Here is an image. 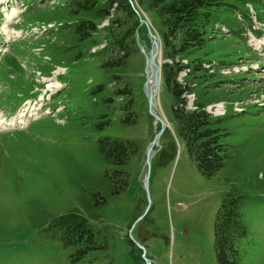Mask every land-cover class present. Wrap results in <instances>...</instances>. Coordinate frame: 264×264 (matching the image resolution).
Wrapping results in <instances>:
<instances>
[{
    "label": "rangeland",
    "instance_id": "1",
    "mask_svg": "<svg viewBox=\"0 0 264 264\" xmlns=\"http://www.w3.org/2000/svg\"><path fill=\"white\" fill-rule=\"evenodd\" d=\"M4 1L0 0V264H217L213 226L229 181L249 194L243 208L249 236L242 264H264V189L249 183L259 182L253 172H264V0H234L235 7L215 17V41L197 54L211 60V65L202 66L219 76L216 87L231 91L230 99L212 103L206 111L216 117L239 115L228 122V142L245 155L243 162L233 160L218 176L205 178L163 118L171 136H160L146 166L156 123L143 91L144 54L151 42L142 25L139 53L129 60V73L122 77L132 89L137 124L122 127L118 117L125 111L119 107L126 99L119 97L111 102L110 125L104 126L105 134L137 141L141 152L130 162L127 189L97 210L96 218L80 210V197H88V187L70 161L95 174L107 169L89 159L96 139V134L89 136V117L99 111L91 105V91L98 85L113 89L100 69L108 58L100 53L106 46L107 18L97 23L98 32L83 45L80 59L68 62L67 56L55 55L71 50L53 38L67 22H51L55 17H48L67 1ZM140 13L156 24L153 14ZM186 74L181 73L179 81ZM159 89L155 104L163 117L165 96L162 86ZM184 97L187 109L194 110V95ZM59 216L74 223L87 220L86 226L97 233L98 246L107 247L77 260V249L61 238Z\"/></svg>",
    "mask_w": 264,
    "mask_h": 264
},
{
    "label": "trees",
    "instance_id": "2",
    "mask_svg": "<svg viewBox=\"0 0 264 264\" xmlns=\"http://www.w3.org/2000/svg\"><path fill=\"white\" fill-rule=\"evenodd\" d=\"M65 1L66 6L53 8L54 11L49 12L48 17L56 18L49 21L67 22L62 33L55 34L53 38L57 44L68 47L71 52L55 57L67 56L68 62L80 59L83 45L90 42L89 39L98 32L97 23L108 19V25L104 28L106 46L100 51L102 57L107 54L108 58L100 63V69L108 75V83L112 84L113 89L107 90L105 85L103 88L98 85L93 93L91 91L94 97L91 105L97 106L99 111L89 117V136L93 138L96 134L89 159L107 169L103 174H95L76 161H70L77 178L88 187V197H80L83 204L81 211L89 218H96L97 210L101 211L108 200L124 192L128 187L130 162L140 156L141 149L137 141L112 137L104 132V126L108 127L111 123V102L119 97L126 99L124 105L119 107L125 111L122 118L118 117L122 127L137 124L128 78H123L124 84L122 82L123 75L129 73V60L139 53L135 36L137 33L140 38L143 26L134 8L153 14L156 19V24L152 26L153 33L161 42V86L165 96L163 114L173 136L186 147L191 165L202 176L210 179L218 176L231 161H239V164L243 162L245 155L237 152L228 142V122L239 115L216 117L206 111L210 104L230 99L228 96L231 91L216 87V78L219 76L209 74L202 66L204 62L211 65V60L197 55L215 41L211 31L215 17L222 10L226 12L235 7L234 0H131L133 5L130 0ZM181 61H185L184 64ZM183 70L187 74L179 82L178 76ZM189 93L195 97L194 110L186 107L184 95ZM159 129L158 123L155 133ZM171 133L164 130L162 136L170 137ZM259 173L263 176L261 180L258 179ZM252 177L259 182L253 184L250 180L249 183L260 191L264 189V172H253ZM229 179L224 176V180ZM229 183L231 186L222 193L216 213L212 249L217 264H242L245 252L243 245L249 236L243 208L249 200V194L241 190L235 181ZM57 220H61L59 229L62 230L64 244L77 249V260L90 251H104L107 247V243L98 246L100 241L95 239L97 233L86 226L87 220H75L74 223L60 216Z\"/></svg>",
    "mask_w": 264,
    "mask_h": 264
},
{
    "label": "water",
    "instance_id": "3",
    "mask_svg": "<svg viewBox=\"0 0 264 264\" xmlns=\"http://www.w3.org/2000/svg\"><path fill=\"white\" fill-rule=\"evenodd\" d=\"M131 4H132V2H131ZM139 23H140V25H144L147 28V33H148V36H149V39H150V42H151V49L149 50L148 54H144L145 61H146L145 71H146L147 66L149 64L154 65L155 69L157 71V73H156V76H157V79H158L157 81L160 84L161 83V81H160V57H161V44H160V41H159L158 37L151 32L148 23L144 19H142L140 16H139ZM136 41L138 42V35H136ZM146 80H147V76H146ZM143 91H144V94H145V96L147 98L149 115L151 117H153V119L155 120V123L159 122L160 125H161L160 130L156 133L154 139L148 145L147 150H146V162L145 163H146V166L149 167L150 162H151L150 161L151 157H152V155L154 153L153 147L154 146L155 147L159 146V138H160L161 134L163 133L164 129L167 126L165 125V122L159 116V114L155 113L153 111L154 97H155L156 91H158V88L153 90V91L146 90V81H145V84H144V87H143ZM147 178H148V174L146 175V178L144 179V183L145 184L147 183Z\"/></svg>",
    "mask_w": 264,
    "mask_h": 264
},
{
    "label": "bare ground",
    "instance_id": "4",
    "mask_svg": "<svg viewBox=\"0 0 264 264\" xmlns=\"http://www.w3.org/2000/svg\"><path fill=\"white\" fill-rule=\"evenodd\" d=\"M1 2H2V0H1ZM6 1H4V3H5ZM156 61V60H155ZM147 68L148 69H146L147 70V80H146V90H151V91H153V90H155V89H157L158 88V91H156V94H155V97H154V107H153V111L155 112V113H158L159 114V109H158V111H157V109H156V104H155V102H156V97H158L157 95H158V93H160V84L158 83V79H157V76H156V73H157V71H156V69H155V66L154 65H151V64H149L148 66H147ZM158 102V101H157ZM157 107H158V103H157Z\"/></svg>",
    "mask_w": 264,
    "mask_h": 264
}]
</instances>
